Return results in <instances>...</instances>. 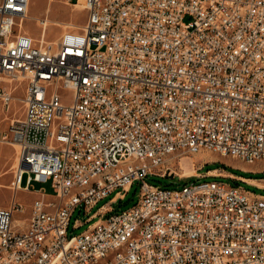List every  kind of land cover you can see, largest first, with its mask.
Returning a JSON list of instances; mask_svg holds the SVG:
<instances>
[{"label":"built area","instance_id":"obj_1","mask_svg":"<svg viewBox=\"0 0 264 264\" xmlns=\"http://www.w3.org/2000/svg\"><path fill=\"white\" fill-rule=\"evenodd\" d=\"M29 1L0 0L3 109L25 83L0 264H264V194L165 166L171 151L201 150L264 163V0H68L82 1L85 22L54 41L46 19L38 40L24 28ZM95 171L103 178L77 192ZM166 174L181 184L146 181ZM47 182L52 197L33 190ZM135 182L136 203L113 212ZM20 190L36 195L23 221ZM113 192L75 220L91 227L68 234L77 209ZM115 245L125 253L112 257Z\"/></svg>","mask_w":264,"mask_h":264},{"label":"rangeland","instance_id":"obj_2","mask_svg":"<svg viewBox=\"0 0 264 264\" xmlns=\"http://www.w3.org/2000/svg\"><path fill=\"white\" fill-rule=\"evenodd\" d=\"M73 2L70 3L68 0H30L27 18L24 20V28L28 30L29 34L35 40H38L40 34H42V27L38 20L46 19L47 27L44 30V33L46 31L45 40H56L61 32L67 28V25L78 27L85 22V10L76 9ZM24 88L25 83L15 90L14 99L8 110L3 109L0 104V207L2 208L8 207L14 196L12 181L15 170L17 146L10 138V127L12 120L19 119L22 115L23 107L21 100L24 95ZM165 166L170 167V172L167 170L166 173H174L176 177L193 176L198 173H205L207 168H213L219 169L218 172L225 170V172L238 174L244 177L257 179L264 178V172L256 173L264 170L263 162H243L229 155L209 150H201L195 154L176 152L166 159ZM210 180H218L231 185H239L251 192L264 194V188L261 186L248 185L242 181L232 180L231 178L218 177L214 179L212 177H206L199 179V181ZM146 181L152 185L166 187H174L177 184H181L176 181L175 178H171L168 174H166L165 177L149 175L146 178ZM41 187L45 188L48 197H52V189L49 182L34 183L33 190H37ZM113 194L114 192L100 200L88 214H85L83 210L79 211L77 209L71 217L68 234L77 235L91 227L94 224L95 219L90 222H85L76 228L74 227L77 224V222L75 223V220L78 219L80 222L85 221L88 215L93 213L102 204L107 203ZM138 196L139 184L135 182L126 195L125 200H120L112 205L113 212H120L131 207L136 203ZM35 197L36 195L34 193L21 190L17 191L15 195L16 201L24 205L25 210L24 213L21 212L15 214L16 218L23 221L28 217L29 207ZM24 224L25 222H20V227H23Z\"/></svg>","mask_w":264,"mask_h":264},{"label":"bare ground","instance_id":"obj_3","mask_svg":"<svg viewBox=\"0 0 264 264\" xmlns=\"http://www.w3.org/2000/svg\"><path fill=\"white\" fill-rule=\"evenodd\" d=\"M82 4H83L82 1H79V3L75 5L76 9L83 8ZM176 152L178 151H171V155H173ZM215 152L221 153V151H215ZM221 154L229 155L226 153H221ZM245 162L252 163L253 161H245ZM139 166H152V159H139ZM121 169H128V162H121ZM112 176H120V169H112ZM102 178H103V171H95V174H90V179H82L81 183L76 184V191L85 192L88 190L90 186V181H97V179H102ZM253 183L264 188V181H254ZM52 213H59V206H52ZM129 240H136V232H129ZM123 253H125V245H115V247L112 250V257H119Z\"/></svg>","mask_w":264,"mask_h":264},{"label":"crops","instance_id":"obj_4","mask_svg":"<svg viewBox=\"0 0 264 264\" xmlns=\"http://www.w3.org/2000/svg\"><path fill=\"white\" fill-rule=\"evenodd\" d=\"M72 1H75V0H72ZM29 4H30V1H29ZM218 171H219V169H212V170H208V173L211 174V175H215V174L231 175L233 177L240 178V179L246 181L248 184H250L252 186L256 185V184L253 183L254 181H264V180H261V179L248 178V177H244V176H241V175H238V174L225 172V170L224 171L222 170V172H218ZM213 172H215V173H213ZM225 173H227V174H225Z\"/></svg>","mask_w":264,"mask_h":264},{"label":"trees","instance_id":"obj_5","mask_svg":"<svg viewBox=\"0 0 264 264\" xmlns=\"http://www.w3.org/2000/svg\"><path fill=\"white\" fill-rule=\"evenodd\" d=\"M210 169H213V168H207V171ZM248 178H251V177H248ZM254 179H257V178H254ZM125 198H126V196H125ZM125 198L123 200H125Z\"/></svg>","mask_w":264,"mask_h":264}]
</instances>
